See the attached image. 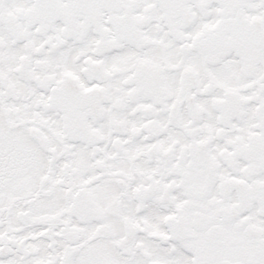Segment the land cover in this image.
Masks as SVG:
<instances>
[{"label": "snow or ice", "instance_id": "6c2138e0", "mask_svg": "<svg viewBox=\"0 0 264 264\" xmlns=\"http://www.w3.org/2000/svg\"><path fill=\"white\" fill-rule=\"evenodd\" d=\"M0 264H264V0H0Z\"/></svg>", "mask_w": 264, "mask_h": 264}]
</instances>
